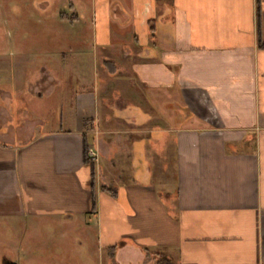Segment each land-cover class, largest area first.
Returning <instances> with one entry per match:
<instances>
[{
  "label": "crops",
  "instance_id": "0c3cea01",
  "mask_svg": "<svg viewBox=\"0 0 264 264\" xmlns=\"http://www.w3.org/2000/svg\"><path fill=\"white\" fill-rule=\"evenodd\" d=\"M67 3L0 55V227L80 237L49 264H264V0Z\"/></svg>",
  "mask_w": 264,
  "mask_h": 264
},
{
  "label": "rangeland",
  "instance_id": "374dc122",
  "mask_svg": "<svg viewBox=\"0 0 264 264\" xmlns=\"http://www.w3.org/2000/svg\"><path fill=\"white\" fill-rule=\"evenodd\" d=\"M89 1L79 0V3H83L82 14L85 16L83 20L86 22H90L88 20L90 14L87 13ZM65 9H68V3L65 5L64 0H0V55L17 53L16 49L26 50L27 47L29 48L27 40H57L58 25L56 20H59V13ZM22 41L24 44H22ZM39 44L41 47L50 48L51 50L58 47L56 43L54 45H44L40 42ZM23 64L25 70L19 71L18 69L16 77L14 75L17 68L16 71L12 68L6 70L5 76H9V79L5 82L12 90L19 87L25 89L27 88L26 82L31 81L30 73L26 71L28 63L24 62ZM11 102L14 112L18 114L20 110H23V105L25 106L24 101H20V97L16 99L13 96ZM59 229L60 226L53 221H35L20 224L18 229H12L5 224L1 225L0 243L4 242L5 244H0V264H13V261L18 260L20 264H49L48 258H59L61 255L59 249L62 246L78 245L80 239L75 234L71 237L59 238L56 236ZM33 231H37V235H32ZM17 233L19 236L16 235ZM29 240L33 242L34 252L28 254L30 257L32 256L31 258L23 259L22 254Z\"/></svg>",
  "mask_w": 264,
  "mask_h": 264
},
{
  "label": "trees",
  "instance_id": "16d2710c",
  "mask_svg": "<svg viewBox=\"0 0 264 264\" xmlns=\"http://www.w3.org/2000/svg\"><path fill=\"white\" fill-rule=\"evenodd\" d=\"M84 161L85 162H91V158L88 156L87 145L84 147ZM90 174L92 176V182H93V168H90ZM102 189L105 191H108L111 194H114V191L110 188L102 187Z\"/></svg>",
  "mask_w": 264,
  "mask_h": 264
},
{
  "label": "built area",
  "instance_id": "2783aa9c",
  "mask_svg": "<svg viewBox=\"0 0 264 264\" xmlns=\"http://www.w3.org/2000/svg\"><path fill=\"white\" fill-rule=\"evenodd\" d=\"M88 156L91 157V158H95L96 157V153L94 150H92V148H88Z\"/></svg>",
  "mask_w": 264,
  "mask_h": 264
}]
</instances>
